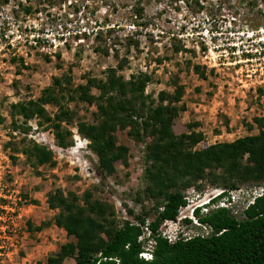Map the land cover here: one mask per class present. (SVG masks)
Wrapping results in <instances>:
<instances>
[{
	"label": "rangeland",
	"instance_id": "374dc122",
	"mask_svg": "<svg viewBox=\"0 0 264 264\" xmlns=\"http://www.w3.org/2000/svg\"><path fill=\"white\" fill-rule=\"evenodd\" d=\"M118 62L123 80L129 74L149 77L147 100L159 90L171 92L177 79L184 107L172 126L179 133L198 123L202 139L192 149L255 134V118L264 119V0H0V264H45L69 240L54 224L59 209L47 206L56 189L75 194L81 206L85 194L89 201L106 202L117 224L134 222L136 215L152 219L150 202L141 195L134 199L147 183L142 141L117 130L126 163L115 162L114 172L102 177L89 141L73 125L71 144L59 148L46 123L15 115L14 124L10 114V104L36 99L53 77H61L62 106L74 111L75 122H92L95 105L70 100L67 93L87 77L103 78ZM63 76L70 78L68 87ZM43 108L49 115L57 112L55 104ZM32 143L50 150L51 161L39 165L20 153ZM235 189L243 203L264 190V181L236 182ZM216 190L230 189L207 177L186 187L180 217L195 197ZM190 224L184 237L205 233ZM177 228L166 220L159 232L172 238ZM60 264L74 260L64 257Z\"/></svg>",
	"mask_w": 264,
	"mask_h": 264
},
{
	"label": "trees",
	"instance_id": "16d2710c",
	"mask_svg": "<svg viewBox=\"0 0 264 264\" xmlns=\"http://www.w3.org/2000/svg\"><path fill=\"white\" fill-rule=\"evenodd\" d=\"M254 4L255 0H250V5ZM121 68L118 62L115 67L106 68L103 78L87 77L67 93L70 100L95 105L92 122L79 118L75 122L74 111L62 106L61 77H53L36 99L10 104L13 119L19 115L23 122L35 117L38 125L46 123L59 148L71 144L68 126L73 125L89 141L102 177L114 172L115 162L126 163L127 148L116 143L117 130L143 142L142 178L147 183L134 199L140 200L141 195L150 202L152 219L145 222L144 215H136L134 222L122 220L117 224L114 217H108L113 212L106 202L89 201V194H85V206H81L75 194L63 195L56 189L48 195L47 206L59 209L54 224L63 228L69 240L48 256L45 264H60L64 257H72L74 264H264V192L237 214L225 207L208 213L195 211L204 234L169 241L159 232L163 221L175 220L178 209L186 203L181 191L197 179L207 177L211 183L220 182L229 189H235L236 182L264 181V119L255 118L259 127L255 134L192 149L202 139L201 132L195 130L198 123L186 124V130L179 133L172 126L184 107L177 79L171 82V92L159 90L155 99L147 100L144 88L149 77L129 74L123 80L118 73ZM194 69L199 77H204L198 66ZM63 79L68 87L70 78ZM91 88L96 94L90 93ZM46 103L55 104L57 112L49 115L43 108ZM20 153L33 157L39 165L52 159L50 150L35 143ZM190 222L187 218L181 220L182 228L190 226ZM144 230L147 236L141 238ZM147 241L151 242L150 248L143 246ZM143 250L150 252V259L138 256Z\"/></svg>",
	"mask_w": 264,
	"mask_h": 264
},
{
	"label": "clouds",
	"instance_id": "9594fccd",
	"mask_svg": "<svg viewBox=\"0 0 264 264\" xmlns=\"http://www.w3.org/2000/svg\"><path fill=\"white\" fill-rule=\"evenodd\" d=\"M262 192H264V190ZM255 196H258V195H253L252 199ZM226 197H227V191L224 193L223 190L213 191V192H211L209 194H205L203 197H199V196L195 197L194 198L195 202L193 201L191 207H189V211H188L187 214H184L181 217L180 216L179 217L176 216V218H177V219L175 218L176 220H170L172 222L175 221L176 225L178 226V228L174 232V235H173L172 239L176 238V237H184V235H182V232H183V228L182 227H183V225L181 223V220H183L184 218H187V219L191 220V222L193 224H195L196 226H200V224L196 220V217L194 216V212L198 211V212H201V213H208L210 210L222 207V206L218 205V202L220 200L226 199ZM252 199H251V201H252Z\"/></svg>",
	"mask_w": 264,
	"mask_h": 264
},
{
	"label": "built area",
	"instance_id": "2783aa9c",
	"mask_svg": "<svg viewBox=\"0 0 264 264\" xmlns=\"http://www.w3.org/2000/svg\"><path fill=\"white\" fill-rule=\"evenodd\" d=\"M262 191H260L259 193L254 194V195H259V194H261ZM240 196H241L240 190H238V189H230V190L227 191L226 199L220 200L218 202V205H220L222 207H225V208H228L232 212V214H237L242 208H245L246 205L249 202H251V200H248V201L242 203V201L239 200ZM251 199H252V197H251ZM179 211H180V208H179V210L177 212V215H176L177 217L180 216ZM168 240L169 241H173L172 238H168ZM138 256L143 258V259H150L151 258L150 252L146 251V250H143V251L139 252Z\"/></svg>",
	"mask_w": 264,
	"mask_h": 264
}]
</instances>
